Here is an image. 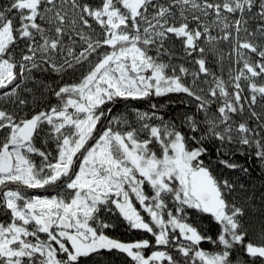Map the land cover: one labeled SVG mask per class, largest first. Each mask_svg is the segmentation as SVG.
Wrapping results in <instances>:
<instances>
[{
    "label": "snow or ice",
    "instance_id": "obj_1",
    "mask_svg": "<svg viewBox=\"0 0 264 264\" xmlns=\"http://www.w3.org/2000/svg\"><path fill=\"white\" fill-rule=\"evenodd\" d=\"M170 94L194 110L165 120ZM257 170L264 0H0V264H264Z\"/></svg>",
    "mask_w": 264,
    "mask_h": 264
},
{
    "label": "trees",
    "instance_id": "obj_2",
    "mask_svg": "<svg viewBox=\"0 0 264 264\" xmlns=\"http://www.w3.org/2000/svg\"><path fill=\"white\" fill-rule=\"evenodd\" d=\"M184 99L179 94H170L169 97H160V98H154L151 102H155L158 104H163L164 107L160 109V114L164 116L165 120L172 119L173 117H176L177 119L180 117V115L184 112H190L194 110V105H188L187 103H181L180 101ZM132 105L139 107L142 111L148 109L149 102H131ZM108 107L113 108V114L118 115L121 113H125L127 111L126 105L123 101H117L113 104H109ZM94 142V141H92ZM54 145L49 150H53ZM35 161L39 163V158L34 157ZM243 182H245L248 185L249 191H254L257 197H259V194L261 191H264V187H262V184H264V178L261 177L260 172L254 171L251 174V177H244ZM9 187L16 188L17 185H9ZM59 190L56 188H45V189H24V192L28 196L32 195H40V196H51L56 195ZM238 195H241L238 193ZM259 206L260 201L257 199L256 204L252 206V208L249 210L248 216L246 217V220L249 222V225L255 229H259L260 223H261V217L259 213ZM106 218H110L111 222L116 225V227L107 230L110 235L116 236L119 239L125 240V241H132L139 238H142L143 234L139 233L135 230H128L124 224V222L120 221L116 214H104ZM198 216L200 214H197ZM6 220V217L3 215V213H0V222H4ZM203 224L207 226L208 224V218H204L202 221ZM215 229L213 228L212 232L209 234L214 235ZM41 237L44 238V234H41ZM201 247H203L205 250L212 251L215 249V246L208 243V242H202ZM128 258L125 257L123 254L118 253H108L107 251H102L99 255L93 256L91 259L83 258V264H127Z\"/></svg>",
    "mask_w": 264,
    "mask_h": 264
},
{
    "label": "rangeland",
    "instance_id": "obj_3",
    "mask_svg": "<svg viewBox=\"0 0 264 264\" xmlns=\"http://www.w3.org/2000/svg\"><path fill=\"white\" fill-rule=\"evenodd\" d=\"M224 51H225V53H227L228 49H227V48H225V49H224ZM93 143H94V142H93ZM77 167H78V164H77Z\"/></svg>",
    "mask_w": 264,
    "mask_h": 264
}]
</instances>
